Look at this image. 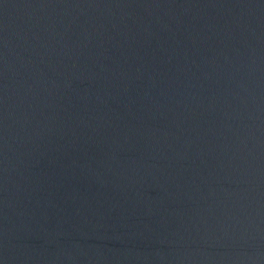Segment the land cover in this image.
Here are the masks:
<instances>
[{"label": "water", "instance_id": "1", "mask_svg": "<svg viewBox=\"0 0 264 264\" xmlns=\"http://www.w3.org/2000/svg\"><path fill=\"white\" fill-rule=\"evenodd\" d=\"M0 264H264V0H0Z\"/></svg>", "mask_w": 264, "mask_h": 264}]
</instances>
